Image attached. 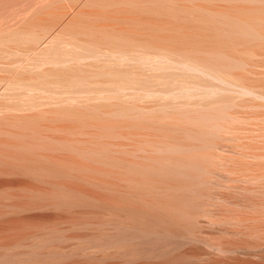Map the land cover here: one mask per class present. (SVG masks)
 <instances>
[{
    "label": "bare ground",
    "instance_id": "6f19581e",
    "mask_svg": "<svg viewBox=\"0 0 264 264\" xmlns=\"http://www.w3.org/2000/svg\"><path fill=\"white\" fill-rule=\"evenodd\" d=\"M0 264H264V0H0Z\"/></svg>",
    "mask_w": 264,
    "mask_h": 264
}]
</instances>
